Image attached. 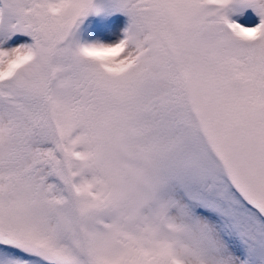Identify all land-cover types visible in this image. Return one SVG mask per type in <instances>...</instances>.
<instances>
[{
	"label": "snow or ice",
	"instance_id": "6c2138e0",
	"mask_svg": "<svg viewBox=\"0 0 264 264\" xmlns=\"http://www.w3.org/2000/svg\"><path fill=\"white\" fill-rule=\"evenodd\" d=\"M0 264H264V0H0Z\"/></svg>",
	"mask_w": 264,
	"mask_h": 264
}]
</instances>
